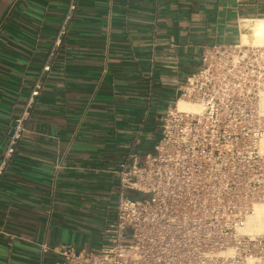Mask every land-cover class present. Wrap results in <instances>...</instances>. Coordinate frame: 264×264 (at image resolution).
I'll list each match as a JSON object with an SVG mask.
<instances>
[{"label": "crops", "instance_id": "1", "mask_svg": "<svg viewBox=\"0 0 264 264\" xmlns=\"http://www.w3.org/2000/svg\"><path fill=\"white\" fill-rule=\"evenodd\" d=\"M67 5L0 3V163L42 75L0 174V264H55L41 243L98 248L115 218L114 170L152 150L202 48L242 42L245 30L252 40L243 21L264 20V0H77L42 74Z\"/></svg>", "mask_w": 264, "mask_h": 264}, {"label": "built area", "instance_id": "2", "mask_svg": "<svg viewBox=\"0 0 264 264\" xmlns=\"http://www.w3.org/2000/svg\"><path fill=\"white\" fill-rule=\"evenodd\" d=\"M76 8L77 0H68L42 74ZM41 78L14 119L0 174L26 131ZM179 90L152 150L130 153L114 170L115 218L103 228L101 245L39 244L59 256L55 264H264V233L245 231L264 203V44L203 47ZM179 100L196 109L179 108Z\"/></svg>", "mask_w": 264, "mask_h": 264}, {"label": "bare ground", "instance_id": "3", "mask_svg": "<svg viewBox=\"0 0 264 264\" xmlns=\"http://www.w3.org/2000/svg\"><path fill=\"white\" fill-rule=\"evenodd\" d=\"M243 23V29L246 27V29L250 30L248 32L252 40H249L248 33L245 32V30L242 34V43L264 44V20H244ZM260 105L264 111V94L261 96ZM178 107L182 109H196L195 105L186 103L182 100H179ZM261 149L264 151V139L261 142ZM245 231L252 234L264 233V203L255 206L254 213L248 218Z\"/></svg>", "mask_w": 264, "mask_h": 264}, {"label": "rangeland", "instance_id": "4", "mask_svg": "<svg viewBox=\"0 0 264 264\" xmlns=\"http://www.w3.org/2000/svg\"><path fill=\"white\" fill-rule=\"evenodd\" d=\"M163 107V106H162ZM166 107V106H165ZM165 112V110L163 111V113Z\"/></svg>", "mask_w": 264, "mask_h": 264}, {"label": "water", "instance_id": "5", "mask_svg": "<svg viewBox=\"0 0 264 264\" xmlns=\"http://www.w3.org/2000/svg\"><path fill=\"white\" fill-rule=\"evenodd\" d=\"M0 3H1V0H0Z\"/></svg>", "mask_w": 264, "mask_h": 264}]
</instances>
